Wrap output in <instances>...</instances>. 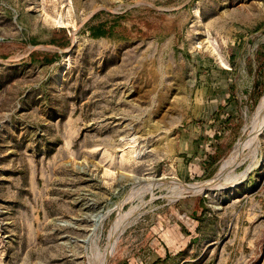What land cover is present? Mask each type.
<instances>
[{"label":"rangeland","instance_id":"374dc122","mask_svg":"<svg viewBox=\"0 0 264 264\" xmlns=\"http://www.w3.org/2000/svg\"><path fill=\"white\" fill-rule=\"evenodd\" d=\"M263 96L264 0H0V264H264Z\"/></svg>","mask_w":264,"mask_h":264},{"label":"bare ground","instance_id":"6f19581e","mask_svg":"<svg viewBox=\"0 0 264 264\" xmlns=\"http://www.w3.org/2000/svg\"><path fill=\"white\" fill-rule=\"evenodd\" d=\"M59 21H62L60 18H59ZM262 115V118H260V121L259 123L255 124L249 136V138L247 140H245L244 142H241L239 145H237V147L234 149V151L232 152V154L228 157L227 161L223 164V166L221 167L220 171L218 172V176L226 173L228 170H230L234 164H236L237 162V159L238 157L240 156V152L242 150V148L245 146V145H252L254 142H256V135L258 133V131H261L263 128H264V96L261 98V101H260V104H259V107H258V112H257V115ZM258 116H256V119ZM261 117V116H260ZM254 119V121L256 120ZM253 121V122H254ZM252 122V125H254V123ZM258 122V120H257ZM258 136V135H257ZM173 183L175 185H179L181 184L182 186L184 187H187V188H192V189H195V190H203L206 185L209 184V182L207 183H204V184H199V186H194V184H185V183H182V181H180L178 178H174L172 179ZM232 184V183H231ZM183 188V187H182ZM184 189V188H183ZM121 216L120 218H118L120 221H121ZM119 220H116L115 224L113 225L111 231H110V235H109V242H108V246L106 248V255H108L110 249L112 250V247L114 245V242H115V239L117 234H118V230L120 229L121 225H120V221ZM124 220V219H123ZM122 220V221H123ZM123 224V223H122ZM120 231V230H119ZM102 253V252H101ZM108 257V256H107ZM100 263V262H98ZM101 264H105V259L102 261Z\"/></svg>","mask_w":264,"mask_h":264},{"label":"trees","instance_id":"16d2710c","mask_svg":"<svg viewBox=\"0 0 264 264\" xmlns=\"http://www.w3.org/2000/svg\"><path fill=\"white\" fill-rule=\"evenodd\" d=\"M113 27L114 24H109L107 25L106 22H98V23H89L87 29L89 30V34L92 37H100V36H108L113 33ZM33 42L35 41L34 39L32 40ZM69 40H67L64 44H68Z\"/></svg>","mask_w":264,"mask_h":264},{"label":"crops","instance_id":"0c3cea01","mask_svg":"<svg viewBox=\"0 0 264 264\" xmlns=\"http://www.w3.org/2000/svg\"><path fill=\"white\" fill-rule=\"evenodd\" d=\"M227 101H228V102H227L226 105H221V106H220V111H221L223 108H225V106H228L229 104H231V102H230L231 99H227ZM218 111H219V110H218ZM225 121H226V117H225L221 122L224 123ZM222 153H224V150L222 151Z\"/></svg>","mask_w":264,"mask_h":264}]
</instances>
